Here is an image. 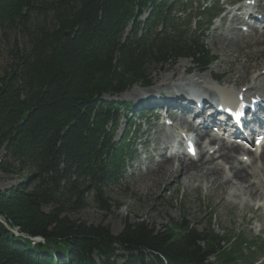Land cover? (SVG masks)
Wrapping results in <instances>:
<instances>
[{"label":"trees","instance_id":"obj_1","mask_svg":"<svg viewBox=\"0 0 264 264\" xmlns=\"http://www.w3.org/2000/svg\"><path fill=\"white\" fill-rule=\"evenodd\" d=\"M145 10L143 33L126 35ZM187 10L183 0H0V171L23 179L0 189V264L249 263L257 242L244 232L179 219L126 223L114 235L68 216L92 202L109 210L107 191L131 154L126 138L113 142L126 105L103 96L147 83L155 63L214 62L201 27L178 15ZM211 10L198 8V26Z\"/></svg>","mask_w":264,"mask_h":264},{"label":"rangeland","instance_id":"obj_2","mask_svg":"<svg viewBox=\"0 0 264 264\" xmlns=\"http://www.w3.org/2000/svg\"><path fill=\"white\" fill-rule=\"evenodd\" d=\"M259 3L260 7L257 10H262L264 8V0H259ZM226 10H228V8H226ZM225 15L226 13L218 20H215L209 32L210 36L205 40V44L211 50V54L216 57L214 64L206 71H201L197 68L190 58H178L176 60L152 64L147 70L146 79H149L154 73L162 72L167 65L180 61L183 66H192L191 70L193 71L186 74L185 78L194 80L197 74L201 75L203 77V84L209 85V87L216 90V93L221 92V87H219L220 85L217 86L213 80H218L223 86L225 85L226 88L229 86L234 90L245 87L243 85L250 80L249 77L239 79L235 82L236 78H229L230 74L235 72L236 68L242 67L245 63L253 66L255 63H258L257 67L259 69L264 64V57L251 59L248 56H237L239 54L234 52L236 50L235 44L241 39L239 33L243 34L242 26L239 27L238 31L237 28L235 29L238 34L235 31L233 33L230 32L231 38L228 40L226 39L229 44L225 45L220 33L226 32L229 25L234 23L230 22L228 19L222 22V18ZM233 16L234 14L232 17ZM239 16L241 18V13ZM146 19L147 14L141 16L135 25L128 28V33L134 29L139 30ZM217 25H220V27L215 28ZM254 28L256 30L259 29L258 27ZM247 51H249V49H246V52ZM229 79H233L234 81L231 83ZM187 80L188 79H185V81ZM145 84L142 82L136 83L115 99L122 102H135L137 99L135 100V97L130 95L131 91L139 90L140 92L147 93L148 88ZM193 84L197 87H201V89L203 88V84ZM137 127H139V125H137ZM153 127L156 129V124L153 125ZM124 129H126L124 125L122 127L120 126L117 138L121 133L124 134ZM145 129L146 126L142 129V134ZM174 130L175 129L171 130L169 128L168 131H163V136L161 137H168L171 140L175 134ZM153 131L154 129L152 132ZM150 136L153 140V137L156 135H151L150 133L149 138ZM144 138H146V136L143 135L140 141ZM153 142L149 141V147H151V145L154 146L155 142L154 144ZM138 148L140 151L142 150L141 147ZM3 154L4 151L2 150L0 152V160ZM142 158L143 157L139 156L137 152L136 157L130 163V167L127 169L121 183L119 185H112L108 189L107 196L111 199L108 202L110 205L109 210L104 211L100 209L95 202H92L88 207L71 212L68 216L77 222H85L89 225L107 226L114 235H119L124 230L126 223L141 221L151 228L160 229L168 225L170 221L172 222L180 219L187 221L188 224H192L193 228L196 230H203L208 227L209 224H212L214 230L219 234H223V229L226 231L232 230L237 233L244 232L249 239H257L259 244L264 245V195L254 198L244 194L233 197L225 196L221 202L219 197L211 196L210 189H208L209 187L207 188L200 183L191 188H187L186 180L184 181L182 179L181 184L174 185L173 178L168 176L166 178L156 179L152 182H149V179L144 176L145 173L140 174L141 176L138 178L134 174V176L131 177L130 175L135 171L138 161H141ZM240 158L241 156H238V159ZM243 159L244 161L246 159L249 161V156H244ZM225 168L228 167L226 166ZM22 181L23 179L21 176L12 174L6 175L0 171V189L12 188ZM260 205L263 206V209L259 207ZM9 230H11L14 235L19 236L17 229L13 230L9 227ZM117 263L124 264V261L120 259Z\"/></svg>","mask_w":264,"mask_h":264},{"label":"bare ground","instance_id":"obj_3","mask_svg":"<svg viewBox=\"0 0 264 264\" xmlns=\"http://www.w3.org/2000/svg\"><path fill=\"white\" fill-rule=\"evenodd\" d=\"M239 15L240 13H234L232 19L236 21L235 26L227 33L222 34V41L225 42V45L229 44L226 39L231 38L230 32L233 33L237 28L236 26L241 23L242 19ZM251 31L252 33L249 32L248 34L240 36L241 39L235 44L236 50L234 52L239 54L237 56H248L251 59L264 57V31L256 30L254 27ZM246 49H249L247 51L248 53ZM257 66L258 63H255L254 66L245 63L242 67L236 68V71L231 73L229 78H236L235 82L248 77L250 80L248 79L249 81L243 85L246 88H238L235 90L238 91V94L231 91V89H227V91L233 92L232 94L236 95L243 94L246 97H251L256 94L264 96V64L259 69ZM191 67L187 65L183 66L180 61L169 64L162 72L154 73L149 77L147 81L149 87L146 95L139 90L131 91L130 95L135 97L137 102H143L153 99V96H157L155 97V99H158L154 105L155 108L167 107L168 114L174 121L185 124L186 127L193 129L195 126L192 125L185 115L178 116L175 112L177 108L185 111L191 108L193 101L186 102L184 101L186 99L183 98L186 93L185 90L188 89H185V86H195L193 83L203 84V77L201 75L197 74L194 80L185 78L186 74L193 71ZM185 79H188V82ZM233 81V79H229V82L232 83ZM203 91L207 96L212 97L214 95L207 93L204 89ZM206 105H209V103L207 102ZM262 113L264 114V110H262ZM153 125L155 124H151L149 129ZM261 125L264 128V120H262ZM160 127L159 124H156L157 131ZM149 129L146 131L148 137L143 141L146 147L150 135ZM208 133L209 131L198 134L196 138L198 151L196 158L188 157L184 151L177 152L173 155H160L157 158H153L150 155L143 162H138L134 175L138 178L141 176L140 174L145 173L144 176L149 179V182L168 176L173 178L174 185L181 184L183 179L187 182V188H191L200 183L207 188L209 187L211 196L219 197L221 202L225 196L233 197L244 194L254 198L264 195V147L259 154L251 153L239 142H227L225 140L216 142L215 137L210 138L208 144L203 146L204 136ZM153 140L155 144L147 150L148 155L153 150L158 151L169 145V139L167 138L158 139L157 136H154ZM238 156L242 158L238 159ZM243 156H249V161L247 159V161H244ZM148 162L151 163V166L147 165ZM142 164L146 166L145 172H141L143 171ZM226 166L229 169L225 168Z\"/></svg>","mask_w":264,"mask_h":264},{"label":"water","instance_id":"obj_4","mask_svg":"<svg viewBox=\"0 0 264 264\" xmlns=\"http://www.w3.org/2000/svg\"><path fill=\"white\" fill-rule=\"evenodd\" d=\"M17 233H19V232L17 231ZM33 240L39 241V242H44L43 238H41V237L33 238Z\"/></svg>","mask_w":264,"mask_h":264}]
</instances>
